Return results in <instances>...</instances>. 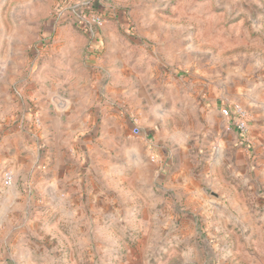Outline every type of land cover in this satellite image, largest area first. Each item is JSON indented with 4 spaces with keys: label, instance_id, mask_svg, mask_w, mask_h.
I'll list each match as a JSON object with an SVG mask.
<instances>
[{
    "label": "rangeland",
    "instance_id": "rangeland-1",
    "mask_svg": "<svg viewBox=\"0 0 264 264\" xmlns=\"http://www.w3.org/2000/svg\"><path fill=\"white\" fill-rule=\"evenodd\" d=\"M90 3L0 0V264H264V0Z\"/></svg>",
    "mask_w": 264,
    "mask_h": 264
},
{
    "label": "built area",
    "instance_id": "built-area-1",
    "mask_svg": "<svg viewBox=\"0 0 264 264\" xmlns=\"http://www.w3.org/2000/svg\"><path fill=\"white\" fill-rule=\"evenodd\" d=\"M90 4H93V8L94 9V13L96 14L95 16V19L91 21H82L81 19H78L77 22L79 21H82L85 23V27L89 29V35H95L97 33L98 30H100V25L102 24V20H103V15L101 14V10H100V7L96 8V3L98 2V0H90ZM89 5L86 4V3H75L74 5H72L69 9V13L70 15H72L73 17L78 14V13H81L80 17H83V14L82 13H86L87 12V9H88ZM84 9V10H83ZM76 24V22L74 23ZM236 109V112H237V115L244 118L245 117V113L243 112V110L240 108V107H235ZM229 111L228 109H224L223 113L228 115L229 114ZM237 129L238 131L240 132L241 134V137L245 138V133H247L248 131V127L245 123L244 120H240L237 122Z\"/></svg>",
    "mask_w": 264,
    "mask_h": 264
},
{
    "label": "trees",
    "instance_id": "trees-1",
    "mask_svg": "<svg viewBox=\"0 0 264 264\" xmlns=\"http://www.w3.org/2000/svg\"><path fill=\"white\" fill-rule=\"evenodd\" d=\"M101 9V8H100ZM83 31H85L84 29H83ZM90 39V41H93V39H91V38H89Z\"/></svg>",
    "mask_w": 264,
    "mask_h": 264
}]
</instances>
